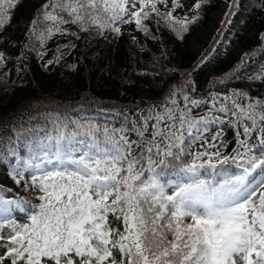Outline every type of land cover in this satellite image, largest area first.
I'll list each match as a JSON object with an SVG mask.
<instances>
[{"label":"snow or ice","instance_id":"obj_1","mask_svg":"<svg viewBox=\"0 0 264 264\" xmlns=\"http://www.w3.org/2000/svg\"><path fill=\"white\" fill-rule=\"evenodd\" d=\"M16 3L0 0L4 91L9 64L26 69L53 36L72 39L45 67L122 25L147 36L155 23L182 37L204 8L203 0H39L21 41L7 33ZM236 7L229 0L224 15ZM86 59L82 52L66 67L79 71ZM189 78L180 73L164 103L124 106L118 126L30 103L21 105L26 117L4 113L0 167L28 198L0 185V264H264V94L232 89L201 104L189 98ZM247 79L264 89V66ZM37 118L48 125L32 124Z\"/></svg>","mask_w":264,"mask_h":264},{"label":"trees","instance_id":"obj_2","mask_svg":"<svg viewBox=\"0 0 264 264\" xmlns=\"http://www.w3.org/2000/svg\"><path fill=\"white\" fill-rule=\"evenodd\" d=\"M38 2L17 0L7 27L9 36L15 40L24 39L26 26ZM182 2L191 5L193 0ZM203 3L198 20L189 22V30L182 37L171 28L157 30L155 23L149 25L152 35L147 36L134 30V25H122L124 30L115 37L109 35L107 41L82 39L76 49L64 53L59 63L45 67L44 63L56 53L57 47L72 39L53 36L45 45L42 58L29 55L26 69L17 73L13 64H9L11 80L7 91L0 86V117L6 112H18L26 117L31 113L26 114L21 105L30 103L41 112L58 109L66 113L68 120L91 116L101 126L109 122L118 126L124 106L140 104L142 108L146 107L141 100H148L150 104L153 101L164 103L162 97L167 95L170 85L180 80L183 72L190 73L189 80L183 82L191 84L189 98H195L201 104L217 93L232 89L250 91L253 96L264 94V89L256 84L249 89L251 81L247 79L264 66V41L259 37V33L264 32V8L259 7L258 0H232L238 7L227 17L223 15V23H214L212 13L222 3L229 5V0H203ZM173 14L176 15L175 12ZM180 15L183 16V11ZM211 25L214 26L212 40L205 45L204 51H193L191 40L194 35L201 30L207 33ZM133 36L136 37L135 42L131 39ZM227 37L233 39L240 51L235 48L224 50L221 43ZM82 52L88 53V59L83 60L79 71L66 67V64L81 59ZM245 52L252 54L239 64ZM238 64L232 78L226 79L224 74ZM181 86L177 84V87ZM196 111L201 112L202 109ZM31 123L48 125V121L42 118ZM225 134L229 138L227 150L230 151L234 143L232 130L226 129ZM0 185L12 188L13 195L19 193L28 198L23 189L13 186L8 180L3 167H0ZM16 219H21L19 213Z\"/></svg>","mask_w":264,"mask_h":264},{"label":"rangeland","instance_id":"obj_3","mask_svg":"<svg viewBox=\"0 0 264 264\" xmlns=\"http://www.w3.org/2000/svg\"><path fill=\"white\" fill-rule=\"evenodd\" d=\"M227 4L222 3L220 8L212 13V18L214 23H220L224 13L226 12ZM214 30V26L211 25L210 31L207 33L203 32L202 30L199 31L194 35V37L191 40V48L193 51L200 53L204 51V47L206 44L212 40L214 35L212 34V31ZM226 48H235L237 51H240V48L237 45H233L232 41H229V43L226 45Z\"/></svg>","mask_w":264,"mask_h":264}]
</instances>
